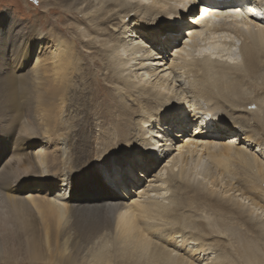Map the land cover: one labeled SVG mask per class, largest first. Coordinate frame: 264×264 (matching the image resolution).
I'll use <instances>...</instances> for the list:
<instances>
[{
    "label": "bare ground",
    "instance_id": "6f19581e",
    "mask_svg": "<svg viewBox=\"0 0 264 264\" xmlns=\"http://www.w3.org/2000/svg\"><path fill=\"white\" fill-rule=\"evenodd\" d=\"M37 3L45 6L39 23L51 19L47 31L39 24L13 23L8 37L14 46L20 41L15 50L0 51V70L6 73L0 89V217L16 222L15 210L31 214L44 247L48 250L52 238L57 242L44 258L47 264H76L89 244L90 264H264V137L258 134L264 106L256 103L264 99V0H204L202 16L169 62L144 42L148 28L134 23L128 28L125 21L138 18L166 30L192 10L193 0ZM114 19L125 24L109 34ZM29 30L47 39L33 40L25 35ZM24 37V49L16 50ZM176 71L189 79V91L180 84L174 91L170 87ZM142 77L148 86L138 85ZM101 80L133 97L136 108L125 107L123 95H114ZM188 92L206 101V113L218 118L209 128L196 112L190 115L198 120L185 123L193 130L172 154L171 137L185 126L158 117L189 107ZM237 108L242 115L234 114ZM91 115L109 124L97 137L99 160L113 151L123 158L133 144L141 167L147 158L154 171L170 157L165 175H153L139 192L142 200L127 204L96 182L77 187L90 173L91 136L74 135L68 123L74 117L86 123ZM152 120L161 130L147 136L140 123ZM227 121L243 130L229 135ZM134 172L142 176L140 169ZM65 177L72 182L68 193ZM102 231L109 232L108 239Z\"/></svg>",
    "mask_w": 264,
    "mask_h": 264
},
{
    "label": "rangeland",
    "instance_id": "374dc122",
    "mask_svg": "<svg viewBox=\"0 0 264 264\" xmlns=\"http://www.w3.org/2000/svg\"><path fill=\"white\" fill-rule=\"evenodd\" d=\"M136 1V2H135ZM195 1V4L192 5V10L190 11V9L182 14V18H177L174 19L172 21V26L173 27H168L166 28V30H159V28L157 27V25H152L149 24L147 22L143 23V21L139 20L138 18H133V19H128V21L125 23H129L128 24V28L131 24H135L138 25L142 30V27L148 28L146 33H147V39H144V41H151V43H146L150 46H153V48L158 51L159 53H161L160 55H162L163 58H165L166 62L170 61V59L173 57L174 54V50H176V47H179L182 45V42L188 40V31L190 30L191 26H193V21H197V17L202 16V8L204 7V0H193V2ZM220 2H231L233 0H218ZM128 2L130 4H136L137 2H142V3H148V0H128ZM41 5H38L37 0H0V51L3 50H9V49H13L15 50V46L18 45V42L20 41V39L17 41V44L12 45V37L9 35L8 37V32H10V28L11 25L13 23H16L18 25L19 22H22V25H24L25 27L31 28V27H35L39 26L43 29V31H47L46 29L48 28V26L50 27L51 22H49V20L51 21V19L47 16L46 21L41 22V24L39 23V16L43 13L42 10L45 9L44 4L40 3ZM185 4H187V0H185ZM39 6V7H38ZM203 6V7H202ZM38 17V18H37ZM48 19V22H47ZM41 21V19H40ZM134 21V22H133ZM47 23L48 25H44L43 23ZM124 20L120 22H118L116 19H114L112 22H110L109 27H110V31L108 30L109 34H117L118 28L119 26H121L122 24H125ZM15 24V25H16ZM23 26V27H24ZM158 28V29H157ZM173 28V29H172ZM159 30V31H158ZM180 30H182V34H180ZM166 33L168 36V39L165 43H160L156 37L160 34V33ZM184 32V33H183ZM46 33V32H45ZM101 39H105L104 36H100ZM100 38H95L96 40H99ZM185 39V40H184ZM26 38L24 37V39L21 41V45H19L18 48H16V50H23L25 45H26ZM183 42V43H184ZM237 43H239V41H236ZM12 47V48H11ZM22 47V48H21ZM84 52L88 51L87 49H83ZM234 55L233 57L238 58L239 54L237 53V46L234 47ZM89 52V51H88ZM236 53V54H235ZM178 71H176L177 73ZM175 74V73H174ZM173 74V75H174ZM181 73H177L175 78L172 79V83L170 84V87H173V91L174 89L178 88L177 86L182 85L183 87H185L187 90L189 91V87L190 84L188 83L189 79L187 77H185V75H180ZM145 78L142 77V81H140L138 83V85H142L144 83L145 86H148V83L146 84L144 81ZM137 79H135L136 81ZM89 82V80H88ZM143 82V83H142ZM257 82H259V79H257ZM101 83L104 84L105 86L109 87L111 89V91L114 93V95H119L120 93L123 95L122 96V100L125 102V107L129 106L131 108H136V102L133 100V97L128 96V94L126 95L123 90L120 89H116L114 84L109 83L108 81H103L101 80ZM86 89L89 90L91 88V84H87L86 85ZM172 89V88H171ZM170 89V90H171ZM120 90V91H119ZM180 91V89H178V92ZM120 92V93H119ZM164 92H166L164 90ZM248 95H250L249 90L245 91ZM171 92L166 93L168 96H170ZM188 100L190 101L189 107H186L184 111H186L189 116L190 115H194V113L196 112L195 117L197 116L199 118V121L202 119L205 124V126L209 127V128H213L212 123L213 121L218 118L217 114H215L214 112L211 113H206V105L208 104L206 101H204L203 99L199 98V97H192L191 94H189L188 92ZM263 96V95H262ZM259 97V96H258ZM195 99V100H194ZM77 100V99H76ZM261 101V102H260ZM79 103V100L78 102ZM257 105H261L264 106V99L260 98L256 101ZM197 105V106H196ZM244 106V104H242ZM230 106V105H229ZM191 107L193 109H191ZM200 108V109H199ZM235 108V107H234ZM242 108V106H241ZM247 109H254V104L253 105H247ZM194 110V111H193ZM192 111V113H191ZM204 113V114H202ZM236 116H240L242 115L241 111H239V108H237V110L234 113ZM200 115V116H199ZM209 116V117H208ZM244 117H252V113H250L249 115H247L246 113L243 114ZM133 119L134 125L136 126L134 128V130L132 129V132H136L138 129V124L136 122H138L137 117L134 115V117H131ZM196 118H191L190 121H193ZM205 119V120H204ZM262 119V118H261ZM198 119H196L197 121ZM153 122V120H152ZM151 121L147 122V123H140V125L149 130V133L147 134L150 135V132L152 131H156L161 130V126L159 128L155 126V122L152 123ZM80 123V124H78ZM82 122L81 120H77V118H73L71 121H69L68 126L69 128L67 130L71 131L74 135L75 132L77 135L79 134H83V133H87L88 135H90L91 137V145H90V149H91V160L90 163L88 164V167L90 168V173L88 175H85L84 177H80L79 180H77L78 188H83L84 185L87 187L88 185H92L94 184V182H96L97 184H99L102 189L107 190L106 188L108 186H105L104 184H102L99 180L94 179L95 173H96V163L99 162V157L100 154H95L96 150H98L97 148H101V145L99 143V135L101 132H103L105 134L106 130H109V124L108 123H102L100 118H97V116L95 115H91L87 118L86 123ZM100 124V125H99ZM102 124V125H101ZM210 124V125H208ZM197 125V124H196ZM226 125V132H229V135L231 134H236L239 130H243V128H239L238 126L235 125H231L230 122H225ZM185 129L182 132H178L175 130V132L177 133L176 135L172 136L171 138L173 139V143L172 146L175 145L174 147H172L171 149V153L175 154L176 153V146L177 144H181L182 140L185 137H188L189 134H191L192 130H193V124L190 125V127L186 126L185 124L180 125V127H184ZM83 127V128H82ZM238 128V129H235ZM102 128V129H100ZM133 128V127H132ZM76 129V130H73ZM79 130V131H78ZM258 130L260 133H258L259 135L264 137V118H263V123L262 125L260 124V126L258 127ZM68 131V132H69ZM78 131V132H77ZM190 132V133H189ZM79 133V134H78ZM86 134V135H87ZM238 134V133H237ZM132 140L129 139L128 141L130 142ZM249 140V139H247ZM65 143V149L68 150L70 149L69 145H67V143L64 141ZM171 143V142H170ZM175 143V144H174ZM245 145L248 146V149H252L250 147V142L247 141L246 143H244ZM104 149V148H103ZM255 149V148H254ZM254 151V150H253ZM119 151H113V153L111 154V156H109L108 159H106L105 163H109L112 161L117 160V153ZM132 154L135 156V158L139 157L140 154H138V152L133 153ZM120 158V157H119ZM144 158V157H143ZM170 157L166 158L164 160V163L166 161L169 160ZM145 160L143 167H141L140 165L136 168V169H140V171H142V176H137L136 173L134 171H131L129 173V179L127 180V182L125 184H123L121 187L119 188H115V187H109L110 189V196L112 194L117 195L116 197L128 204L131 203L133 200L139 199L142 200L140 198V191L142 189H144L147 186V183L149 179H153V175H157L162 174L163 172V176L165 175V170L163 171V165L164 163L158 165V168H156L154 171L153 169L148 167L149 164V160L147 158H144ZM91 165V166H90ZM157 165H155L156 167ZM151 172V173H150ZM150 173V174H149ZM144 176L147 179H144ZM87 177H89V179H87ZM66 179V192H70V189H68L70 187V185L72 184L71 181L68 180L67 177H65ZM159 183L155 184L158 185ZM153 194V193H151ZM168 193H166L167 195ZM246 202V201H245ZM245 206H248L245 203ZM16 212V213H15ZM14 214L15 216L13 218L16 219L15 221H10V219H4L2 217H0V220L4 221L5 226L0 224V264H47V261L44 259L46 257H49V253H53L55 248H57V242L55 241V238H52V240L50 241L49 244V248L47 250L46 247H44V243L41 239V229H39L38 226H36L35 223L32 222L33 220V216L31 214L28 213H22V211H18L15 210ZM24 215V216H23ZM26 216V217H25ZM2 218V219H1ZM260 219H264V215L260 216ZM10 221V222H8ZM19 221V223H18ZM8 225H7V224ZM13 232V233H12ZM102 235L105 237V239L109 238L110 234L107 231H102ZM24 237V238H23ZM102 238H97L95 239L96 242H99V240H101ZM12 240V241H11ZM60 246L61 243L59 242ZM19 246V247H18ZM90 244H89V249L91 250L92 248H90ZM88 247H86V249H83L80 253H78V260L76 262V264H90L89 259L91 258V256L89 255V249ZM48 251H51L48 253ZM39 256L38 259H41L40 261L38 259H36V256ZM90 256V257H89ZM87 258V260H86ZM83 259L85 261H83ZM36 260V261H35ZM92 260V258H91ZM83 262V263H82ZM88 262V263H87ZM111 264H117L115 262H111Z\"/></svg>",
    "mask_w": 264,
    "mask_h": 264
},
{
    "label": "snow or ice",
    "instance_id": "6c2138e0",
    "mask_svg": "<svg viewBox=\"0 0 264 264\" xmlns=\"http://www.w3.org/2000/svg\"><path fill=\"white\" fill-rule=\"evenodd\" d=\"M25 35H31V38L33 40H38L41 42L47 39L46 36L34 30H29L25 33ZM156 39L160 43H165L168 39V36L166 33L162 32L156 37ZM144 42L149 44L151 43V41L147 40ZM5 76L6 73L0 70V89L5 87ZM158 118L162 123H168L172 125H182L191 119L189 114L182 109H178L172 112H167V110L162 111ZM119 147L123 146L120 145ZM136 147L137 146L135 144L131 145L128 149L125 150L127 153H129V155L109 163H105L107 156L101 158V160L95 165L96 173L94 179L99 180L105 186L115 188H119L123 184H125L129 179V173L131 171H134L140 163L132 154V150L136 149Z\"/></svg>",
    "mask_w": 264,
    "mask_h": 264
}]
</instances>
